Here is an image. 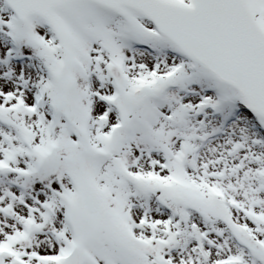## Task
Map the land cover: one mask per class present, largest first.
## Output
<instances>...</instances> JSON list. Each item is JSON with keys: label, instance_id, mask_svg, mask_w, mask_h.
Masks as SVG:
<instances>
[{"label": "snow or ice", "instance_id": "obj_1", "mask_svg": "<svg viewBox=\"0 0 264 264\" xmlns=\"http://www.w3.org/2000/svg\"><path fill=\"white\" fill-rule=\"evenodd\" d=\"M0 264H264V0H0Z\"/></svg>", "mask_w": 264, "mask_h": 264}]
</instances>
